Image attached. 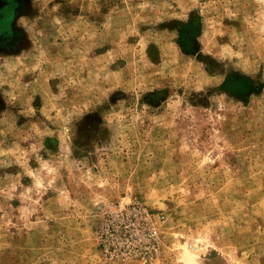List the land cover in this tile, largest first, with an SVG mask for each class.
I'll return each instance as SVG.
<instances>
[{"label":"rangeland","instance_id":"obj_1","mask_svg":"<svg viewBox=\"0 0 264 264\" xmlns=\"http://www.w3.org/2000/svg\"><path fill=\"white\" fill-rule=\"evenodd\" d=\"M0 264H264V0H0Z\"/></svg>","mask_w":264,"mask_h":264}]
</instances>
